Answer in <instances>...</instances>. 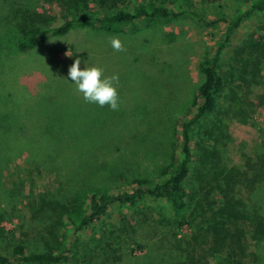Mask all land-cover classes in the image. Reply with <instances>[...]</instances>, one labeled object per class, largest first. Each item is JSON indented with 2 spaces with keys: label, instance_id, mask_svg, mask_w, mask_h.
<instances>
[{
  "label": "trees",
  "instance_id": "1",
  "mask_svg": "<svg viewBox=\"0 0 264 264\" xmlns=\"http://www.w3.org/2000/svg\"><path fill=\"white\" fill-rule=\"evenodd\" d=\"M8 1L1 28L6 27L13 36L9 47L22 54H29L49 38L65 36L76 28L130 34L142 25L146 29L181 19H190L207 30L211 45L200 53L196 64L202 81L188 113L179 117L173 127L175 145L169 163L155 178H133L123 189L100 181L99 166H92L91 170L82 169L86 162L78 168L74 166L87 142L101 149L95 145L99 144L95 139L98 131H77L68 124L75 115L66 111L56 126L44 128L28 125L25 108L30 104L26 101L19 108L0 107V161L7 164L24 159L48 171L37 160L60 161L58 168L50 171L59 187L68 189L51 199L40 198V208L48 213L50 222L41 227L43 234L37 248L19 242L9 251L0 249V264H94L83 259V232L106 216L113 205L134 209L148 199L168 206L170 215L159 217L158 224L165 231L162 236L144 245L129 236L130 231L123 224L126 221L120 223V233L130 238L126 244L146 249L142 264H245L248 248L238 225L242 211L237 210L243 200L235 194L239 186L248 193L249 202L243 203L251 208L259 232L252 239L264 246V143H259L253 158H247L248 171L241 173L219 166L216 152L207 146L209 141H219L221 136L217 132H221L222 120L228 113L245 123L256 112L255 107H263L264 85L257 80V73L264 65V0H236L232 6L224 0ZM46 3H53L54 9L46 7ZM4 38L7 41L8 35ZM252 86L261 87L262 92L253 94ZM111 114L108 117H113L114 122L122 119L120 113ZM105 147L107 144L103 154L110 157L109 148L104 153ZM116 161L109 158L104 172L113 170ZM205 173L212 176L210 181ZM198 181L203 186L198 184L196 188L194 182ZM184 228L189 232L181 233ZM1 234L0 228V237ZM111 244L99 246L97 251L117 253L116 246ZM110 257L111 261L102 263L116 264L122 260L121 256Z\"/></svg>",
  "mask_w": 264,
  "mask_h": 264
},
{
  "label": "rangeland",
  "instance_id": "2",
  "mask_svg": "<svg viewBox=\"0 0 264 264\" xmlns=\"http://www.w3.org/2000/svg\"><path fill=\"white\" fill-rule=\"evenodd\" d=\"M224 1L232 6L236 0ZM0 3L1 28L4 23L1 21L8 13L5 4L9 1L0 0ZM52 4L46 3L45 6L53 10L55 5ZM5 28L0 29L1 39L8 35V40L4 38L0 43V107L18 105L14 108H19L26 101L30 104L25 108L28 125L44 128L56 126L61 115L68 111L75 115L68 123L75 130L98 131L95 139L99 144L95 145L101 149L95 148L93 142H87L74 166L78 168L86 162L84 170L101 167L100 181L109 187L126 188L133 178L153 179L169 163L175 145L173 127L179 117L188 113L191 99L202 81L196 64L200 53L211 45L207 30L199 28L190 19L168 25L158 23L146 29L142 25L134 29H139L135 33L131 30L130 34L76 28L65 36L49 38L29 54H22L9 47L13 36ZM113 37L122 41L124 51L112 49L109 41ZM76 59L81 60V69L98 66L104 69L106 76L119 75L121 106L118 111L84 101L67 75ZM261 68L257 80L264 85V65ZM250 90L253 94L262 92L258 86H252ZM255 111L245 123L233 119L228 113L222 120L221 132H217L221 136L219 141L207 142V146L216 152L219 166L234 169L235 173L248 171L245 169L247 158H253L259 143H264V104L262 108L255 107ZM111 113H120L122 119L114 122L113 117H108ZM117 126L119 136L116 135ZM104 144L108 146L104 153L109 148L110 157L103 154ZM109 158L117 159V164L113 170L104 172ZM37 161L49 171L24 159L7 164L0 161V249L3 251H9L19 242L36 249L43 234L41 227L50 222L48 213L40 208V198L51 199L61 190H68L59 187L55 174L50 171L58 168L60 161ZM115 173L117 175L113 176ZM207 175L209 173L204 177ZM198 184L203 186L199 181L194 182L196 188ZM235 189L237 198L249 202L243 186ZM243 201L240 200L242 206L237 210L242 211L243 218L238 225L248 248L244 262L261 264L264 246L252 239L259 232L251 208ZM31 214H35L34 217ZM161 215H170L168 206L162 201L148 199L134 209L113 205L106 216L83 232V259L103 264L104 260L111 261L110 256H121V262L116 264H142L146 249L139 250L126 244L130 238H124L120 233L121 220L126 221L123 224L128 227L129 236L146 245L165 232L158 224ZM187 231L184 228L181 233ZM106 243L116 246L117 253L110 255L109 250L99 253L97 248Z\"/></svg>",
  "mask_w": 264,
  "mask_h": 264
},
{
  "label": "clouds",
  "instance_id": "3",
  "mask_svg": "<svg viewBox=\"0 0 264 264\" xmlns=\"http://www.w3.org/2000/svg\"><path fill=\"white\" fill-rule=\"evenodd\" d=\"M109 43L114 51H124V45L119 38L113 37ZM67 75L86 103L107 106L111 111L120 109L118 74L106 76L104 69L98 66H85L81 69V60L76 59L69 67Z\"/></svg>",
  "mask_w": 264,
  "mask_h": 264
}]
</instances>
